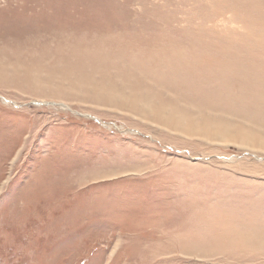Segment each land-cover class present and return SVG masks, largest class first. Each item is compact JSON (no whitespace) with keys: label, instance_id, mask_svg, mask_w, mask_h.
<instances>
[{"label":"rangeland","instance_id":"rangeland-1","mask_svg":"<svg viewBox=\"0 0 264 264\" xmlns=\"http://www.w3.org/2000/svg\"><path fill=\"white\" fill-rule=\"evenodd\" d=\"M0 264H264V0H0Z\"/></svg>","mask_w":264,"mask_h":264}]
</instances>
